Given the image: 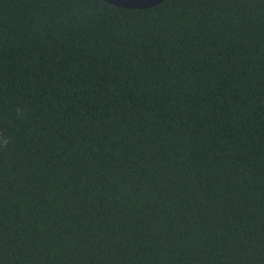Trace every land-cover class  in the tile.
I'll return each mask as SVG.
<instances>
[{"label": "trees", "instance_id": "1", "mask_svg": "<svg viewBox=\"0 0 264 264\" xmlns=\"http://www.w3.org/2000/svg\"><path fill=\"white\" fill-rule=\"evenodd\" d=\"M0 132V264H264V0H0Z\"/></svg>", "mask_w": 264, "mask_h": 264}, {"label": "water", "instance_id": "2", "mask_svg": "<svg viewBox=\"0 0 264 264\" xmlns=\"http://www.w3.org/2000/svg\"><path fill=\"white\" fill-rule=\"evenodd\" d=\"M110 4L131 8V9H144L160 4L166 0H104Z\"/></svg>", "mask_w": 264, "mask_h": 264}, {"label": "clouds", "instance_id": "3", "mask_svg": "<svg viewBox=\"0 0 264 264\" xmlns=\"http://www.w3.org/2000/svg\"><path fill=\"white\" fill-rule=\"evenodd\" d=\"M17 118H24L25 110L22 108L16 109ZM11 143V138L3 132H0V150H5Z\"/></svg>", "mask_w": 264, "mask_h": 264}]
</instances>
